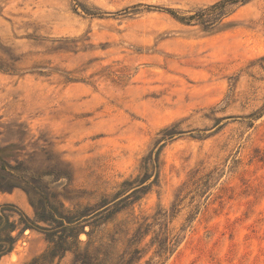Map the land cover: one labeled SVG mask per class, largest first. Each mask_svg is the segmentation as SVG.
I'll list each match as a JSON object with an SVG mask.
<instances>
[{"label":"rangeland","instance_id":"1","mask_svg":"<svg viewBox=\"0 0 264 264\" xmlns=\"http://www.w3.org/2000/svg\"><path fill=\"white\" fill-rule=\"evenodd\" d=\"M217 1L0 0V131L45 135L79 202L134 179L159 131L180 123L158 185L134 205L137 216L166 213L181 237L165 263L149 264H264V113L253 117L264 106V0L211 34L162 10ZM5 203L33 215L19 190L0 193ZM46 247L26 231L0 264H27Z\"/></svg>","mask_w":264,"mask_h":264},{"label":"trees","instance_id":"2","mask_svg":"<svg viewBox=\"0 0 264 264\" xmlns=\"http://www.w3.org/2000/svg\"><path fill=\"white\" fill-rule=\"evenodd\" d=\"M253 1L218 0L191 12L162 10L182 26L199 27L211 34ZM262 113L264 106L253 117ZM214 122L213 128H217L221 119ZM179 124L159 131L134 179L123 181L114 194L85 204L79 202L84 193L76 195L72 188V169L45 135L35 138L21 125L0 131V193L23 192L33 210L29 216L14 204L0 205V261L13 252L26 231H36L44 236L47 247L27 264H60L66 257L69 264H139L150 249L152 257L146 264L154 258L165 263L177 249L180 235L165 226L166 213L137 216L134 205L158 185L161 152L184 133Z\"/></svg>","mask_w":264,"mask_h":264}]
</instances>
